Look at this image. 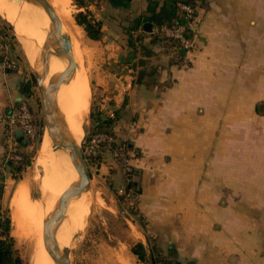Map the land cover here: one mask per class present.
I'll use <instances>...</instances> for the list:
<instances>
[{"label":"crops","instance_id":"0c3cea01","mask_svg":"<svg viewBox=\"0 0 264 264\" xmlns=\"http://www.w3.org/2000/svg\"><path fill=\"white\" fill-rule=\"evenodd\" d=\"M181 3L84 0L79 11L100 23L101 38L76 25L107 55L95 79L114 93L116 137L139 153L128 163L148 228L182 264H264V0H197L201 25L179 57L152 38L159 16L182 13ZM107 62L127 66L124 84ZM28 83L0 56V116L25 101ZM6 129L0 122V163Z\"/></svg>","mask_w":264,"mask_h":264},{"label":"rangeland","instance_id":"374dc122","mask_svg":"<svg viewBox=\"0 0 264 264\" xmlns=\"http://www.w3.org/2000/svg\"><path fill=\"white\" fill-rule=\"evenodd\" d=\"M71 3L74 23L76 24L75 16L80 11L74 0H71ZM84 13L88 12L85 11ZM0 25L5 27L8 34L10 57L16 63L15 70L20 68L24 79L31 84V93L30 95L25 94V101L31 108L39 132V138L35 143H26L25 148L27 150L20 146V151L26 157H23L19 162H14V164L22 165L21 170L14 171L8 167L6 164L8 156L5 162L1 163L0 223L3 226L0 227V236L1 238L10 237L13 240L15 254L21 257L23 264H31L34 251L33 244L28 240H19L13 235L11 201L17 187L23 181L28 182L31 197L38 198L40 195L38 182L45 175L44 167L38 161L45 130L44 113L35 72L28 62L23 46L17 36L14 35V31L9 27V23L1 15ZM73 37L75 40V57L78 66L87 75L91 92L89 121L86 125L90 137L86 142L85 157L92 182L89 191L84 196L89 201V208L84 211V218L75 224V229L67 245L71 251L70 264H164L158 260L159 257L168 259L170 264H182L170 252V245L160 242L154 230L148 228L145 219L139 214V187H130V184L134 181L132 177L133 170L128 163L135 157L137 158L139 153L130 150L129 139L120 140L121 138L114 137L115 146L113 150L106 147L107 149L102 151L101 158L107 164L105 171L98 172L95 170L99 161L93 164L92 159L95 156H89L87 153L91 137L94 136L92 135L93 120L91 115L93 109L98 106L107 116H111L113 111L110 101L111 95H114V93L110 87L98 85V81L95 79L101 58L107 57V55L101 53L98 48L88 46L81 31L80 36L76 37L78 40L75 39V35ZM105 64L108 68H105L104 71H108L109 74L113 73L115 78H119V81L124 84L125 81L121 77H126V70L129 71L127 66L117 68L113 65V69L108 62ZM119 147L124 148V151L117 156L115 155V149ZM100 150L96 156H99ZM113 168H116V171ZM112 174H114L115 179L110 177ZM7 222L9 229L5 231L4 226ZM140 242L148 248L147 257L152 262L143 263L132 252V247Z\"/></svg>","mask_w":264,"mask_h":264},{"label":"bare ground","instance_id":"6f19581e","mask_svg":"<svg viewBox=\"0 0 264 264\" xmlns=\"http://www.w3.org/2000/svg\"><path fill=\"white\" fill-rule=\"evenodd\" d=\"M47 1L55 9L63 24L61 37L50 35V17L40 6L20 0H0V15L14 26L28 62L36 73H41L43 70L41 49L53 52L64 38L75 35L76 39L80 36L79 27L74 23L71 0ZM67 65V59L52 57L51 71L46 84L52 76L63 72ZM90 93L87 75L77 66L58 93V105L63 113L59 133L67 144L74 139L79 142L84 135V128L89 121ZM39 151L38 161L45 170V175L38 182L40 195L38 198L29 195L27 181H23L17 187L11 201L13 235L19 240H28L33 244L31 264H57L44 246L45 220L52 213H57L59 218L63 219L56 238L59 246L65 247L70 242L75 224L84 218V211L89 208V201L81 197L73 198L70 204L65 203L63 194L79 175L70 161L68 152L55 151L47 132L44 134Z\"/></svg>","mask_w":264,"mask_h":264},{"label":"water","instance_id":"95a60500","mask_svg":"<svg viewBox=\"0 0 264 264\" xmlns=\"http://www.w3.org/2000/svg\"><path fill=\"white\" fill-rule=\"evenodd\" d=\"M25 2H33L50 17V35L61 37L63 32V24L60 18L57 16L55 9L47 0H20ZM9 23V22H8ZM9 27L14 31V35L17 36L15 28L9 23ZM145 30L150 32L152 25L147 23ZM18 38V36H17ZM75 40L74 37L64 38L60 46L53 52H47L45 49H41L40 58L43 64V70L41 73H36V81L40 94V101L44 113V134L48 133L55 151L64 150L68 152L70 161L78 173V179L70 185V187L64 192V201L66 204H70L73 198L84 197L89 191L91 186V177L89 173V166L85 157L86 142L90 137V132L84 128V135L82 139L77 142L75 139L70 144L66 143L60 136L59 129L63 119V113L58 105V93L61 86L66 80L74 73L77 64V59L74 53ZM63 58L68 60L67 68L58 74L52 76L49 83L46 84V79L50 74L51 58ZM26 84L22 85V96L25 94ZM22 99V98H20ZM19 142H23L22 131H18ZM63 219H60L57 213H52L44 222L43 227V240L46 250L55 259L57 264H70V248L60 247L57 243V230L61 225Z\"/></svg>","mask_w":264,"mask_h":264},{"label":"built area","instance_id":"2783aa9c","mask_svg":"<svg viewBox=\"0 0 264 264\" xmlns=\"http://www.w3.org/2000/svg\"><path fill=\"white\" fill-rule=\"evenodd\" d=\"M92 4H98L103 0H90ZM180 8L184 17V23L178 26L162 27L158 32L163 36L177 42L181 48L192 49L194 47L191 36L196 34L201 25V19L196 12V8L187 3H181ZM89 18L92 17L89 15ZM5 27L0 25V56L3 65L8 70H15L16 63L10 57L9 40L7 38ZM0 122L6 125V140H7V160L8 162H19L23 156L20 151L18 131H22L23 141L27 144L35 143L39 138V132L33 113L26 101H21L12 109L0 116ZM115 146V138L108 134H95L91 137L90 147L87 150L89 156H96L97 152L107 147L113 150ZM124 148L115 149V155H120ZM0 163V171H1Z\"/></svg>","mask_w":264,"mask_h":264},{"label":"trees","instance_id":"16d2710c","mask_svg":"<svg viewBox=\"0 0 264 264\" xmlns=\"http://www.w3.org/2000/svg\"><path fill=\"white\" fill-rule=\"evenodd\" d=\"M78 6H82L84 0H74ZM184 3L190 4L193 7L197 8V0H181ZM75 20L77 25L82 26L86 31L88 37L92 40H99L101 38V25L98 22L93 21L89 18L88 13L79 12L75 16ZM158 26L161 29L164 26H178L184 23L183 14L180 13L179 9H176L175 6H172L170 9L164 11L158 18ZM152 42L155 44H162L168 50L174 51L177 53L179 57L182 56L179 49V44L165 36H163L160 32L156 33L152 38ZM31 84L28 83L26 88V95H30L31 93ZM93 127H92V135L95 134H108L116 137L115 135V126L117 123V114L113 116H107L104 111L100 110L97 106L93 109L92 113ZM21 147L26 146L25 142L20 144ZM106 150V147L101 148L99 156H95L92 159V163L95 164L97 161H100L102 158V151ZM22 154V152H21ZM25 158L26 155L22 154ZM22 163V162H21ZM8 167L13 169L14 171H18L22 169V165H15L14 162H8ZM136 186L135 183L130 184V187ZM3 226L0 223V227ZM5 231L9 229L8 222L5 224ZM148 248L142 243H137L132 247V252L138 256L139 260L143 263L152 262L149 257H147ZM159 261L164 264H170L169 260L166 258L159 257ZM0 264H23V261L20 256L15 254V250H13V240L8 236L7 238H1L0 236Z\"/></svg>","mask_w":264,"mask_h":264}]
</instances>
